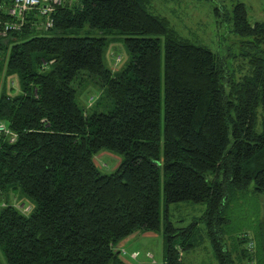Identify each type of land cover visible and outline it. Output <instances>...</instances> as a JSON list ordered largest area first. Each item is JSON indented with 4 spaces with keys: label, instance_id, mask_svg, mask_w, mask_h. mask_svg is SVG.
<instances>
[{
    "label": "trees",
    "instance_id": "16d2710c",
    "mask_svg": "<svg viewBox=\"0 0 264 264\" xmlns=\"http://www.w3.org/2000/svg\"><path fill=\"white\" fill-rule=\"evenodd\" d=\"M149 3L63 0L50 28L34 11L0 40L8 50L4 71L0 62V122L15 134L14 141L0 136L6 264H127L119 242L145 231L163 237L165 264H185L197 221L179 228L162 218L161 186L166 205L206 204L202 219L214 255L219 264H235L220 230L229 195L251 183L264 192V22H251L242 2L230 8L232 30L248 47L241 54L247 73L235 80L215 53L189 42ZM0 19L9 20L4 9ZM84 26L124 36L128 63L105 66L104 37L68 35ZM38 29L50 33L29 36ZM82 72L98 79L113 103L109 111L86 112L96 95L86 107L77 103L73 82ZM13 75L16 94L5 88ZM103 151L120 158L109 174L95 162ZM17 185L33 205L8 201ZM244 234L237 237L244 263L264 264V250L259 259L251 235L249 252Z\"/></svg>",
    "mask_w": 264,
    "mask_h": 264
},
{
    "label": "rangeland",
    "instance_id": "374dc122",
    "mask_svg": "<svg viewBox=\"0 0 264 264\" xmlns=\"http://www.w3.org/2000/svg\"><path fill=\"white\" fill-rule=\"evenodd\" d=\"M238 1L245 4L251 22H264V0H150L149 9L156 14L166 16L174 29L192 44L203 46L215 53L230 76L239 80L248 70L246 60L241 55L248 47L243 44L246 38L233 32L232 23L227 17L232 5ZM46 33L50 32L38 29L29 36ZM68 35L104 37L106 45L103 52V63L113 70L124 67L130 59L123 43L124 36L116 30L90 29L84 26L81 29L69 31ZM7 54L8 50L3 51L0 59L2 71L5 69ZM97 81L95 76L82 72L73 82L76 89V101L80 106L86 107L90 102V96L96 95L97 97L94 106L86 109L87 113L95 110L107 112L113 107L112 101L105 97V92ZM5 88L10 94L20 92L16 75L6 78ZM259 114L260 108H258V117ZM260 129L261 127L258 126L257 131ZM119 159L118 155L109 151H103L95 156V162L102 174L111 173L118 165ZM212 178V175L208 176V179ZM6 198L16 206H21V203L27 206L33 205V202L23 194L19 185L10 191ZM205 210L204 202L179 201L166 205L161 186L160 215L162 218L167 215L169 221L179 228L187 227L197 221L194 235L191 237L196 247L193 251L185 250L187 252L183 260L185 264H219L210 243L206 222L202 219ZM223 217L226 218V222L220 227L222 241L228 248L234 263L245 264L240 256L243 244L237 242V237L244 232L253 235L259 243L258 258L261 259L264 250V192L255 191L252 183L246 190L234 191L229 195ZM140 245V255L134 263L144 261L147 262L146 264L153 262L154 264H165L166 246L161 234L158 233L157 237L146 238ZM128 261L132 262L129 259ZM0 264H6L1 249Z\"/></svg>",
    "mask_w": 264,
    "mask_h": 264
},
{
    "label": "built area",
    "instance_id": "2783aa9c",
    "mask_svg": "<svg viewBox=\"0 0 264 264\" xmlns=\"http://www.w3.org/2000/svg\"><path fill=\"white\" fill-rule=\"evenodd\" d=\"M63 0H11V3L4 7L0 3V11L3 9L7 12L9 20L0 19V40H4L10 32L20 30L25 24V18L30 13L39 12L40 15L45 16L44 21L40 23L41 27L48 29L53 25L51 13L56 5H59ZM36 14V13H35ZM3 51L0 47V59ZM91 103V101L89 102ZM2 134H9L10 141L15 140V134L9 130L4 122H0V136ZM243 237L247 238V248L249 252L254 251V241L250 234H244ZM122 255L125 253L123 249H120ZM137 252L131 254L132 257H136ZM246 264H256L254 259L248 260Z\"/></svg>",
    "mask_w": 264,
    "mask_h": 264
},
{
    "label": "crops",
    "instance_id": "0c3cea01",
    "mask_svg": "<svg viewBox=\"0 0 264 264\" xmlns=\"http://www.w3.org/2000/svg\"><path fill=\"white\" fill-rule=\"evenodd\" d=\"M157 235H158V233L151 232V231L135 232V233L129 235L128 237L124 238L123 240H121L119 242V246H121V248L125 250V255L123 257L124 261L127 264H136L134 262L137 260V258L140 255V252H139V248H140L139 246H141L140 244H142V242H144V240L146 238L157 237ZM195 247H196V243H194V246L192 248H190V250L193 251L195 249ZM134 252L138 253V255L135 258L131 256V254ZM147 252L148 251H146V253ZM186 253L187 252L182 253V261L184 260V257H186ZM126 256L132 262L128 261ZM151 262H153V261H151ZM146 263L147 262H144V261L141 263L138 262V264H146ZM152 264H154V262ZM188 264H190V263H188Z\"/></svg>",
    "mask_w": 264,
    "mask_h": 264
}]
</instances>
